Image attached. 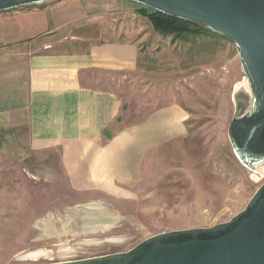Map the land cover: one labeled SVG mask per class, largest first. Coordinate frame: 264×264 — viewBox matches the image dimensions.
I'll list each match as a JSON object with an SVG mask.
<instances>
[{
	"label": "rangeland",
	"instance_id": "obj_1",
	"mask_svg": "<svg viewBox=\"0 0 264 264\" xmlns=\"http://www.w3.org/2000/svg\"><path fill=\"white\" fill-rule=\"evenodd\" d=\"M97 1L82 5L93 7L98 40L140 41L147 35L138 42L143 49L134 72H91L85 84L122 98L120 128L176 105L185 111L186 130L171 141L147 142L146 175H116L129 182L120 183L116 196L74 189L58 152L34 154L9 140L0 149V264H56L123 253L159 234L210 228L243 211L264 183V163L247 167L228 134L233 91L245 78L235 44L209 32L161 36L137 14L139 5L119 0L125 7L113 12L109 5L116 0ZM110 12L119 15L106 24ZM86 27L70 32L92 36L95 29ZM54 40L51 52L87 50L70 39ZM37 45L43 53L40 41ZM21 137L26 144L25 127Z\"/></svg>",
	"mask_w": 264,
	"mask_h": 264
},
{
	"label": "crops",
	"instance_id": "obj_2",
	"mask_svg": "<svg viewBox=\"0 0 264 264\" xmlns=\"http://www.w3.org/2000/svg\"><path fill=\"white\" fill-rule=\"evenodd\" d=\"M86 2L98 1L56 0L0 13V149L10 140L34 154L58 152L63 175L74 189L116 196L120 183L129 185L128 178L116 175H146L147 142L181 137L186 116L182 108L172 105L156 110L152 119L118 126L122 98L113 91L87 86L84 76L98 71L134 72L143 49L138 42L147 34L140 41L127 37L98 40V18L94 19L93 7L83 6ZM110 4L113 12L125 7L119 0ZM118 15L106 14L105 23ZM89 25L95 29L92 36L70 32L72 27L77 33ZM59 36L60 42L70 39L86 44L87 50L51 52ZM39 41L43 53L38 52ZM23 127L26 144L21 137ZM150 131L157 134L151 137ZM160 163L159 157L157 175H161Z\"/></svg>",
	"mask_w": 264,
	"mask_h": 264
},
{
	"label": "water",
	"instance_id": "obj_3",
	"mask_svg": "<svg viewBox=\"0 0 264 264\" xmlns=\"http://www.w3.org/2000/svg\"><path fill=\"white\" fill-rule=\"evenodd\" d=\"M49 0H0V13ZM205 26L232 41L245 73L228 134L247 167L264 163V0H124ZM56 264H264V183L246 208L210 228L153 236L123 253Z\"/></svg>",
	"mask_w": 264,
	"mask_h": 264
},
{
	"label": "trees",
	"instance_id": "obj_4",
	"mask_svg": "<svg viewBox=\"0 0 264 264\" xmlns=\"http://www.w3.org/2000/svg\"><path fill=\"white\" fill-rule=\"evenodd\" d=\"M137 14L141 17L146 18L151 23L153 29L161 36H174L175 38L183 39L187 38L188 36L197 37L206 35L208 32L213 35L219 36L209 31L205 26L163 15L161 13L155 12L148 7L139 5ZM104 134L107 133L104 132ZM1 136L2 135H0V138Z\"/></svg>",
	"mask_w": 264,
	"mask_h": 264
}]
</instances>
